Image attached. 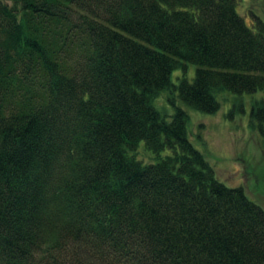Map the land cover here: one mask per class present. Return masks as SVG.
Returning <instances> with one entry per match:
<instances>
[{
	"label": "trees",
	"instance_id": "trees-1",
	"mask_svg": "<svg viewBox=\"0 0 264 264\" xmlns=\"http://www.w3.org/2000/svg\"><path fill=\"white\" fill-rule=\"evenodd\" d=\"M257 90L235 0H0V264H264V209L153 104Z\"/></svg>",
	"mask_w": 264,
	"mask_h": 264
},
{
	"label": "rangeland",
	"instance_id": "rangeland-1",
	"mask_svg": "<svg viewBox=\"0 0 264 264\" xmlns=\"http://www.w3.org/2000/svg\"><path fill=\"white\" fill-rule=\"evenodd\" d=\"M237 12L248 25L256 19L264 21V0H235ZM195 64L186 67L185 78L191 80ZM181 70H174L171 80L177 83ZM169 91L154 99V106L170 118L175 107L188 114V131L192 144L205 157L221 182L227 186H241L249 199L264 209V137L251 120L252 105L264 98V90L233 94H217L219 109L202 113L191 109ZM173 100V103L169 101ZM142 145V142H141Z\"/></svg>",
	"mask_w": 264,
	"mask_h": 264
}]
</instances>
